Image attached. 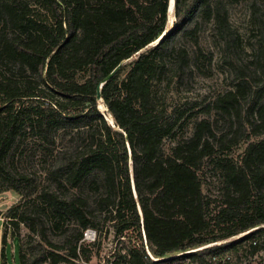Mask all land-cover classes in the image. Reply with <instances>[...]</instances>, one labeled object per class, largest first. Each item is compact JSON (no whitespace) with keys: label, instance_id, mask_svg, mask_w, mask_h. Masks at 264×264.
<instances>
[{"label":"trees","instance_id":"16d2710c","mask_svg":"<svg viewBox=\"0 0 264 264\" xmlns=\"http://www.w3.org/2000/svg\"><path fill=\"white\" fill-rule=\"evenodd\" d=\"M240 1L174 0L175 23L168 31L170 0H38L51 14L47 22L34 19V9L25 0H2L0 56L19 64L25 76L0 75V193L17 190L13 150L22 137L30 134L51 145L58 132L75 129L86 136L87 150L73 166L63 157L58 171L73 186L101 174L107 196L99 205L113 206L110 219L118 238L133 228L141 239L138 247L112 264H162L148 254L143 230L155 258L212 244L206 253L238 252L248 235L214 244L264 228V139L251 140L239 160L216 153L243 138L264 135V78L258 80L244 68L233 89L215 101L237 122L239 138H218L213 123L201 119L194 123L191 136L175 139L170 153L164 151V140L176 135V123L165 120V109H158L153 86L167 68L165 59L176 55L180 70L187 63V52L177 51L172 43L181 33L197 37L198 25L185 27L198 14L205 22L214 20L216 32L232 49L225 3ZM161 37L154 49L144 52ZM260 45L256 55L264 66V41ZM134 56L137 59L125 68L123 62ZM201 57L205 59L204 54ZM99 97L119 130L100 110ZM250 98L249 116L242 118L244 102ZM207 163L221 175L219 201L202 189L200 170ZM215 202L217 211L211 208ZM70 211L82 220V230L69 253H52L50 264H74L81 254L90 259V250L81 243L90 221L78 204L72 203ZM9 214L17 227L25 219L16 210ZM6 237L5 233L4 258ZM19 264H27L21 252Z\"/></svg>","mask_w":264,"mask_h":264},{"label":"rangeland","instance_id":"374dc122","mask_svg":"<svg viewBox=\"0 0 264 264\" xmlns=\"http://www.w3.org/2000/svg\"><path fill=\"white\" fill-rule=\"evenodd\" d=\"M25 1L34 9V19L46 22L51 20V14L38 0ZM1 2L2 0L0 4ZM225 7L232 29V49L227 48V42L216 32L214 20L205 22L198 14L185 27L188 30L198 25L197 37L181 33L172 43V47L177 51L187 52V63L180 70L176 55L165 59L167 68L154 80L153 89L158 109L160 111L165 109L163 113L165 120L176 123L174 129L176 135L164 140L166 153L171 152L176 140L191 136L194 123L201 119H208L213 123L218 138L225 136L231 139L235 136L237 122H234L226 112L218 109L215 101L219 95L233 89L239 71L244 68L250 75H256L258 80L264 78L263 62H259L256 55L264 41V3L258 0H242L234 4L225 3ZM174 23V3L170 0L168 31L173 29ZM4 24V17L0 16V27ZM162 37L144 52L154 49ZM202 54L205 55V59L201 57ZM136 59L137 56H134L125 60L122 65L129 68ZM7 74L17 79L25 76L19 64L0 56V75ZM250 99L244 102L242 118L249 116L247 109L252 104ZM98 102L100 110L112 125V115L101 97L98 98ZM208 106L211 107L210 113L205 112ZM113 121L112 127L118 129L114 119ZM183 123L186 126H180ZM236 136L239 138L241 132ZM85 139L86 136L78 134L75 129H68L58 132L55 142L51 145L42 144L30 134L16 143L13 156L17 172L14 183L17 190L11 189L9 192L0 193V264H19L20 252L25 255L27 264H50L52 253L67 255L74 245L75 237L82 230V220L70 211L72 203L78 204L84 216L90 221L89 228L83 230L81 240L83 246L90 250L87 254L90 255V259L87 261L86 255L81 254L79 258L73 260L74 264H112L119 255L141 244L139 233L133 228L125 232L126 237L118 238L114 227L115 221L110 219L113 206L99 205L101 198L107 196V188L101 174H92L79 185L73 186L67 180V176L58 171L63 157L69 158L70 166L81 161L87 150ZM261 139H264V135L248 140L243 138L238 144H230L229 148L220 150L221 153L217 152V157L239 160L251 140ZM130 165L132 168V159ZM200 176L203 192L219 201L224 188L220 172L215 170L213 164L207 163L200 170ZM2 184L7 185L9 182ZM132 186L137 197L134 179ZM218 205L219 203L215 202L211 208L217 211ZM11 210L24 214L25 219L19 221L18 227L11 222L13 220L9 214ZM5 233L7 237L4 258L2 249ZM241 237H232L214 245L234 242ZM52 245L60 246L61 249ZM247 245L240 247L239 251L248 250ZM147 246L146 250L152 255L151 247L148 244ZM238 252H230L234 259L233 263L251 255L249 253L241 255Z\"/></svg>","mask_w":264,"mask_h":264},{"label":"built area","instance_id":"2783aa9c","mask_svg":"<svg viewBox=\"0 0 264 264\" xmlns=\"http://www.w3.org/2000/svg\"><path fill=\"white\" fill-rule=\"evenodd\" d=\"M87 234V233H86ZM248 235L245 244H248L249 251L240 250L238 254L244 255L249 253L248 258L244 260H239L236 263H233L234 259L231 255L233 251L229 252H214V253H206V248L213 246L207 245L201 248H197L194 250L185 251L182 253H178L176 255H172L165 258H155L148 251V254L155 260L159 261L162 264H264V228H256L247 233H244L240 236ZM143 238L148 250L147 246V238L145 231L143 230ZM254 251V253L252 252ZM194 254H199L196 257H193Z\"/></svg>","mask_w":264,"mask_h":264},{"label":"water","instance_id":"95a60500","mask_svg":"<svg viewBox=\"0 0 264 264\" xmlns=\"http://www.w3.org/2000/svg\"><path fill=\"white\" fill-rule=\"evenodd\" d=\"M113 122H114V121H113V119H112V121H111L112 125H113ZM116 130H118V129H116Z\"/></svg>","mask_w":264,"mask_h":264},{"label":"bare ground","instance_id":"6f19581e","mask_svg":"<svg viewBox=\"0 0 264 264\" xmlns=\"http://www.w3.org/2000/svg\"><path fill=\"white\" fill-rule=\"evenodd\" d=\"M172 3H174V0H172ZM111 121H112V118H111Z\"/></svg>","mask_w":264,"mask_h":264}]
</instances>
